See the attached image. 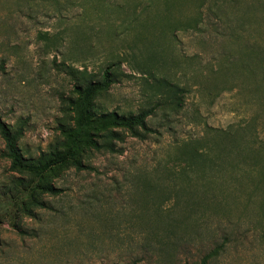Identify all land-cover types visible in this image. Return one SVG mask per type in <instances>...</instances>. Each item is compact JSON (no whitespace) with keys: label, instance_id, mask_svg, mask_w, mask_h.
I'll return each instance as SVG.
<instances>
[{"label":"rangeland","instance_id":"374dc122","mask_svg":"<svg viewBox=\"0 0 264 264\" xmlns=\"http://www.w3.org/2000/svg\"><path fill=\"white\" fill-rule=\"evenodd\" d=\"M108 66L94 109L154 111L147 130L39 174L12 170L0 137V264H200L217 247L207 264H264V0H0V118L23 126L24 159L63 150L75 88Z\"/></svg>","mask_w":264,"mask_h":264},{"label":"trees","instance_id":"16d2710c","mask_svg":"<svg viewBox=\"0 0 264 264\" xmlns=\"http://www.w3.org/2000/svg\"><path fill=\"white\" fill-rule=\"evenodd\" d=\"M111 66L103 71L101 81L89 82L85 87L77 86L75 88L77 99L71 102L74 113L73 126L62 130L63 150L52 151L45 160H39L36 164H33L30 160L24 159L19 147L23 126L20 125L15 130L0 118V137L5 145L3 156L10 161L12 170L30 171L39 174L44 171L47 172L55 166L70 163L78 171H81L88 168L79 160L85 149L119 153V150L115 148V144L110 141V139H119V134L112 131V129H124L133 137H143L139 129L147 130L146 120L154 111L142 112L138 115H125L116 111L97 112L94 109L93 100L95 95L109 89L114 81ZM59 191L57 188L46 186V192L51 194ZM220 249L221 247L214 249L200 264H207L210 259L219 254Z\"/></svg>","mask_w":264,"mask_h":264}]
</instances>
